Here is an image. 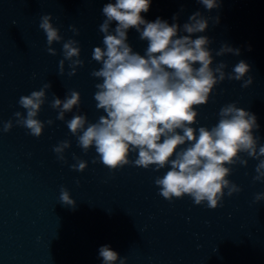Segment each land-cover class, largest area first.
I'll return each mask as SVG.
<instances>
[{
  "label": "clouds",
  "instance_id": "1",
  "mask_svg": "<svg viewBox=\"0 0 264 264\" xmlns=\"http://www.w3.org/2000/svg\"><path fill=\"white\" fill-rule=\"evenodd\" d=\"M197 2L209 12L220 7V0ZM150 4L151 0H115L103 5L104 20L99 25L103 46L94 47L92 52V59L101 67L90 75L102 81L95 85L94 100L97 110H103L105 115L92 123L85 114H75L66 124L85 154L95 149L93 164L102 163L110 172L130 164L157 172L168 168L162 176L155 177L159 195L169 202L188 196L195 205L206 202V207L214 210L221 206L225 195L231 197L242 191L228 179L232 166H247L248 160L242 158V153L258 161L253 181L264 182V144H259L260 137L255 135L260 125L254 113L232 102L220 108L218 122L211 128L194 127L198 109L209 102L217 85L226 79L242 81L241 87L245 89L253 84L251 66L244 60L237 62L230 72L223 60L213 66L215 57L240 55V49L227 43L218 50L211 49L212 40L202 34L210 19L219 23L218 16L206 17L197 11L182 27L161 18L150 22L142 15L149 11ZM52 19L51 14L42 15L39 28L46 35V51L55 56L52 45L63 37ZM176 19L174 15L173 21ZM114 22L116 26L112 28ZM130 29H135L139 39L147 42L143 55L128 43ZM69 30L80 34L74 25H69ZM62 55L59 75H64L65 61L69 62V77L84 66L79 41H64ZM50 88L48 82L39 90L20 96L18 104L25 111L14 113L15 125L36 138L43 134L45 124L54 123L51 119H38ZM80 104V92L71 90L64 99L54 94L50 107L58 111L57 120L65 121V114ZM13 126L11 119L3 122L2 131L10 132ZM70 147L68 140L53 147L59 161L67 162L64 153ZM133 153L135 160L130 158ZM73 159L76 162L70 168L84 172L88 162L75 154ZM261 200L264 192L256 193L254 203ZM59 201L73 209L76 206L63 186ZM98 251L103 264H126L127 258H121L110 245H103Z\"/></svg>",
  "mask_w": 264,
  "mask_h": 264
}]
</instances>
